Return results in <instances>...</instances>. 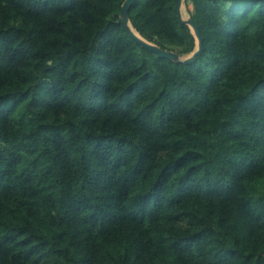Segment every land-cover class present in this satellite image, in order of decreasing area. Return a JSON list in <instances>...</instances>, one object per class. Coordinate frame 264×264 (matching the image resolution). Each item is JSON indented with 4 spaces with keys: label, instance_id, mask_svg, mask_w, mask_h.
Listing matches in <instances>:
<instances>
[{
    "label": "trees",
    "instance_id": "trees-1",
    "mask_svg": "<svg viewBox=\"0 0 264 264\" xmlns=\"http://www.w3.org/2000/svg\"><path fill=\"white\" fill-rule=\"evenodd\" d=\"M125 1L0 0V264H264V0Z\"/></svg>",
    "mask_w": 264,
    "mask_h": 264
},
{
    "label": "water",
    "instance_id": "water-1",
    "mask_svg": "<svg viewBox=\"0 0 264 264\" xmlns=\"http://www.w3.org/2000/svg\"><path fill=\"white\" fill-rule=\"evenodd\" d=\"M137 0H126L121 8L120 19L124 24L125 28L129 32L132 39L142 48L149 50L153 54L157 55L161 59H167L174 63H182L185 65H192L197 62L198 58L205 51V43L204 37L201 33L199 26L195 23V21L189 17L188 19L184 18L183 15V5L185 4V0H176V10L178 17L183 25L188 26L196 40V48L195 51L190 55V57L184 59L178 53L170 50L163 49L156 44L150 43L146 39H144L132 26L129 12L132 6L136 3ZM215 1V0H213Z\"/></svg>",
    "mask_w": 264,
    "mask_h": 264
},
{
    "label": "rangeland",
    "instance_id": "rangeland-1",
    "mask_svg": "<svg viewBox=\"0 0 264 264\" xmlns=\"http://www.w3.org/2000/svg\"><path fill=\"white\" fill-rule=\"evenodd\" d=\"M183 15H184V18L185 19H188L189 17H190V14H189V12H188V9H187V7H186V4H184L183 5ZM191 55V54H190ZM190 55H185V56H182L184 59H186V58H188V57H190ZM25 101L24 102H22V104H24L25 105Z\"/></svg>",
    "mask_w": 264,
    "mask_h": 264
}]
</instances>
